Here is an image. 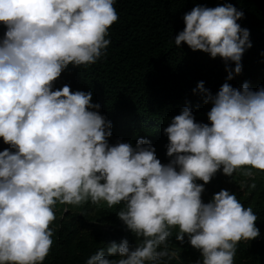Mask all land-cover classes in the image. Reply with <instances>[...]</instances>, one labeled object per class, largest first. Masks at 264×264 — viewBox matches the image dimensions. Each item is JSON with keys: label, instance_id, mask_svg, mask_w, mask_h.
Here are the masks:
<instances>
[{"label": "clouds", "instance_id": "clouds-1", "mask_svg": "<svg viewBox=\"0 0 264 264\" xmlns=\"http://www.w3.org/2000/svg\"><path fill=\"white\" fill-rule=\"evenodd\" d=\"M116 0H0V264H43L51 251L55 206L123 204L116 213L137 238L99 248L85 264H168V248L185 236L201 253L197 264H234L237 245L259 235L257 216L235 194L221 190L202 202L215 174L245 177L264 172V87L239 89L228 80L242 71L251 47L244 15L231 3L193 7L174 43L235 63L212 95L210 124L195 122L189 107L163 129L168 144L162 164L154 147L138 139L109 145L111 122L92 103V92L55 81L69 65L88 68L106 57L109 29L118 21ZM203 181L198 184L196 181ZM255 188V183L239 185ZM67 210V209H65ZM119 254L118 259L108 257Z\"/></svg>", "mask_w": 264, "mask_h": 264}, {"label": "trees", "instance_id": "trees-1", "mask_svg": "<svg viewBox=\"0 0 264 264\" xmlns=\"http://www.w3.org/2000/svg\"><path fill=\"white\" fill-rule=\"evenodd\" d=\"M225 3L243 11L237 23L249 30L251 42L241 59V73L227 83L239 89L248 82L253 91L264 87V0H116L118 21L106 37L111 40L106 57L86 69L69 65L55 81L53 90L68 85L73 92L91 91L92 103H98L99 113L111 122L109 145L119 142L135 147L138 139H144L154 147L157 159L167 164L171 158L166 155L168 139L163 129L184 107L190 108L195 122L210 124L207 113L211 104H205L204 97L193 90L203 81L204 88L215 95L226 82L228 72L235 68V63L229 61L226 71L220 57L192 51L183 42L177 47L174 38L183 31V17L193 7L214 8ZM4 31L0 24V38ZM8 147L0 139V151ZM252 171L264 180V172ZM255 185L245 193L224 179L212 178L201 194L202 202L208 203L214 194L227 190L257 216L260 235L238 243L234 264H264V184ZM122 207L123 204L108 208L103 202L97 218L100 225L83 232L73 222L77 220L88 227L80 219L82 213L72 219L58 218L56 224L50 225L53 244L43 264H85L99 248L105 249L107 255L112 242L119 244L125 239L134 248L137 238L116 215ZM177 231L172 230L168 242L169 251L176 253L168 264L202 261L201 253L191 247L187 236L183 243L175 239ZM108 258L118 259L119 254Z\"/></svg>", "mask_w": 264, "mask_h": 264}, {"label": "rangeland", "instance_id": "rangeland-1", "mask_svg": "<svg viewBox=\"0 0 264 264\" xmlns=\"http://www.w3.org/2000/svg\"><path fill=\"white\" fill-rule=\"evenodd\" d=\"M244 170H241L238 173H234L233 177H228L222 174V170L218 171L215 176L213 178L216 179H224L226 180L228 183H232L234 187H236L237 189H240L239 185L240 183L243 181L246 184H252V183H260V184H264V180L258 176L257 174L254 173L253 177H245L242 175V172ZM199 184V180L196 181ZM248 188L249 187H245L243 190H241L242 192L248 193ZM103 202H101L98 205H93L91 202L85 203L81 206H72V205H61L59 203H57V205L55 206V215H56V220L52 223V224H56L57 219L60 217H67L68 219H72L73 217H75V214H83L80 219L85 222L86 224H88V227L79 225V222L77 220H74V226L75 228L79 231V232H83L85 231L87 228H91L94 226H98L100 225L97 221L98 218V214H99V210L102 206ZM67 209V210H65ZM83 209V211H82ZM51 224V225H52ZM264 235V231L262 232Z\"/></svg>", "mask_w": 264, "mask_h": 264}]
</instances>
